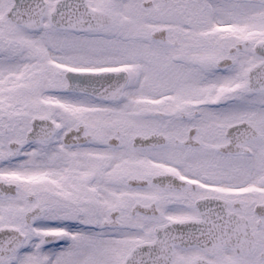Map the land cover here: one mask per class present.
Segmentation results:
<instances>
[{
	"label": "snow or ice",
	"instance_id": "1",
	"mask_svg": "<svg viewBox=\"0 0 264 264\" xmlns=\"http://www.w3.org/2000/svg\"><path fill=\"white\" fill-rule=\"evenodd\" d=\"M0 264H264V0H0Z\"/></svg>",
	"mask_w": 264,
	"mask_h": 264
}]
</instances>
